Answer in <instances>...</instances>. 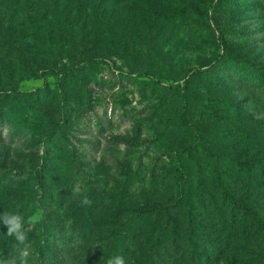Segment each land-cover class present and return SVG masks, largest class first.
<instances>
[{"label": "rangeland", "instance_id": "1", "mask_svg": "<svg viewBox=\"0 0 264 264\" xmlns=\"http://www.w3.org/2000/svg\"><path fill=\"white\" fill-rule=\"evenodd\" d=\"M68 7L75 44L53 69L33 37L40 10L5 23L11 35L0 30L18 60L3 61L0 105L40 114L0 141V217L40 211L25 225L31 264H196L191 230L212 252L230 233L228 197L254 203L264 192V88L221 69L264 73V0ZM249 160L261 162L241 166ZM6 231L0 222V257L10 258Z\"/></svg>", "mask_w": 264, "mask_h": 264}, {"label": "trees", "instance_id": "2", "mask_svg": "<svg viewBox=\"0 0 264 264\" xmlns=\"http://www.w3.org/2000/svg\"><path fill=\"white\" fill-rule=\"evenodd\" d=\"M68 4L69 0H0V30L10 32L11 35L13 31L7 25L4 26L5 23L12 22L23 13H30L31 10H40L41 14L33 20V37L37 38V43H43L44 48L49 52L50 56L43 63L46 67L53 69L55 65L53 62L66 51L72 53L75 44L73 39L77 22L76 25L70 22L71 13L68 10ZM43 30L45 32L41 38ZM59 32L64 33L63 38L65 39L57 41L58 38L55 36L57 37ZM10 42L0 41V74L3 71L5 58L12 59L14 63L18 61L13 53L8 52L11 49ZM3 44H7L8 51L4 50ZM226 49L230 53L228 49L231 50V47L227 46ZM221 69L229 74L230 79L256 80V83L251 85L264 88V73L262 72L248 73L239 63L231 65L230 69L227 67ZM3 90L0 88V94L4 92ZM39 99H44V97L37 96V102ZM24 112L20 115L13 108L0 105V141L5 139L6 132H9L8 136L14 141L27 133V128L30 129L33 124L39 122L38 112L35 113L31 109H26ZM260 162V160H249L243 162L241 166L249 168L252 165H259ZM192 192L193 189L189 194ZM228 198L232 207V216L228 224L230 233L226 237L219 238V247L208 252L207 249L200 250L199 244L196 243L200 236L196 235V231L192 229L189 236L192 248L190 259L196 264H264V192L254 203L251 198L239 201L234 200L233 196Z\"/></svg>", "mask_w": 264, "mask_h": 264}, {"label": "clouds", "instance_id": "3", "mask_svg": "<svg viewBox=\"0 0 264 264\" xmlns=\"http://www.w3.org/2000/svg\"><path fill=\"white\" fill-rule=\"evenodd\" d=\"M73 194H80L81 189L77 186L73 190ZM80 204L82 206H91L92 201L83 195ZM42 215L40 211L33 212L25 221L23 215L18 212H4L0 217V222L6 226V236L13 237L16 242L15 254L10 258L0 257V264H31L32 245L28 240V229L25 227L37 225L41 222ZM107 264H125L122 256L110 258Z\"/></svg>", "mask_w": 264, "mask_h": 264}]
</instances>
